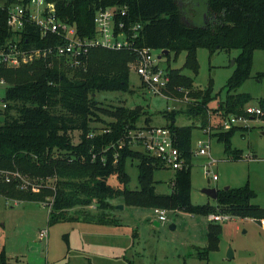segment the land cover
I'll return each instance as SVG.
<instances>
[{"label":"trees","instance_id":"1","mask_svg":"<svg viewBox=\"0 0 264 264\" xmlns=\"http://www.w3.org/2000/svg\"><path fill=\"white\" fill-rule=\"evenodd\" d=\"M61 20L73 23L81 37L94 35L93 17L98 9L117 7L126 9L120 17L131 25L139 23L141 29L137 43L159 51L168 50L166 71L169 82L165 93L177 95L175 87L188 90L197 104L187 105L184 112L198 118L205 126L209 102L217 97L212 79L203 89H195L193 78L182 75L179 68L169 65L184 52L181 69L192 74L198 72L196 50L204 48L211 56L217 51L237 49L234 66L223 88L225 96L218 101L217 111L222 115L240 114L252 97L237 90L250 77L253 52L264 50V0H205L207 21L202 25L189 22L180 0H53ZM17 0H6L0 6V43L10 37L6 26L7 7ZM22 39L23 45H44L43 41ZM162 56V57H163ZM134 55L127 50L92 48L86 59L85 70L71 68L61 60H37L17 68L0 66V79L6 88L2 101L6 104L0 124V172L10 173L9 180L0 178V196L5 200L43 201L51 197L47 223L80 219V215L66 216L76 206L96 204L97 212H83L82 219L91 224L118 225L109 217L113 209L109 201L120 199L126 206L141 208L177 209L194 215H208L217 208L223 215L250 218L264 227V208L252 204L255 192L245 183L240 187L217 189L215 207L196 205L190 201V170L192 160L191 134L193 125L177 126L175 119L181 111L164 113L165 128L174 138L175 146L185 159L186 166L173 172L171 191H155V171L166 168L158 158L131 148L128 134L138 128L144 116L142 107L119 106L113 111L103 109L112 120L103 129L91 127L99 121L96 93L131 92L128 63ZM264 78V71L256 74ZM180 95V94H178ZM264 118V98L257 100ZM144 123L147 121L143 119ZM146 124V123H145ZM148 125V124H146ZM148 127V126H145ZM144 128V127H143ZM238 127L220 132L217 141L231 160L242 159V151L232 148L230 139ZM78 131V141L71 133ZM127 160H136L137 187L128 188L130 176ZM33 180L53 177L54 187L35 193L23 189L20 177ZM114 179V183H110ZM76 214V213H75ZM221 224L209 223L206 228V246L195 248L196 257L207 260L211 251L218 249ZM0 264H10L0 251ZM67 264V263H65Z\"/></svg>","mask_w":264,"mask_h":264},{"label":"rangeland","instance_id":"2","mask_svg":"<svg viewBox=\"0 0 264 264\" xmlns=\"http://www.w3.org/2000/svg\"><path fill=\"white\" fill-rule=\"evenodd\" d=\"M4 3L6 0H0V6ZM185 3L183 13L189 22L202 25L207 21L205 0H187ZM238 52L237 49L220 50L210 56L206 49H197L198 72L195 75L187 69H181L184 52L175 61L173 53L169 55L170 67L179 68L182 75L193 78L195 89L205 88L209 79H212L213 92L217 97L208 104L210 110L205 120L207 125L209 121L218 122L217 102L224 99L223 85L233 70L234 57ZM159 53L156 49L152 51L154 56ZM159 65L164 68L167 66L165 56L161 58ZM263 71L264 50H255L250 77L237 90L239 93L251 95V101L246 104L248 106L256 107L257 100L264 98V78L256 76ZM129 87L131 92L96 93L100 109L96 112L99 121H93L91 127L99 131L103 129L104 123L112 120L103 109L113 111L119 106H140L144 111V116L138 121L140 127H163L167 122L164 113L179 109L181 113L176 116L175 124L194 126L191 134L192 151L196 149L197 140H207L208 137L204 134L206 125L200 126L198 118L183 111L187 105L197 104L189 96L188 90L181 88L180 91L175 87L177 95L171 92L167 94L165 91L163 94L154 95L140 84L133 72L129 75ZM5 88V84H0V124ZM144 118L148 125L144 123ZM237 129L231 136L230 144L232 148L242 151V159L234 161L224 154L223 144L216 139L223 131L212 132L209 138L210 157L215 160L214 163L208 165L207 156L193 154L190 170L192 204L215 207L214 200L203 189L236 188L248 183L255 192L251 203L264 208V118L261 116L249 119L247 126ZM78 135V131L71 133L74 143L78 141ZM132 147L137 149L136 146ZM136 163V160H127L130 189L137 187ZM206 169L209 171L208 175L205 174ZM9 174L0 172V178H10ZM212 175H216L215 180ZM13 176L20 177L24 190L30 188L35 193L40 189L54 187L56 182L53 177L29 180L17 173H13ZM171 179L170 169L161 168L155 171L156 192L170 193ZM109 182L115 181L110 179ZM51 202L52 198L49 196L43 201L5 200L0 196V251L4 250L10 264H88V258L93 264H264V227L250 218L229 216L227 220L216 222L208 218L212 212L208 215H194L177 209H166V221L155 225L151 208L126 206L118 198L109 201L113 209L108 210L109 217L115 219L118 225L85 222L82 213H96L97 207L94 203L83 207L76 206L67 211L66 216L80 215L78 220L69 219L49 225L47 220ZM217 212L222 214L215 208L214 213ZM209 223L221 224L218 249L209 252L207 260H200L196 257L195 245L206 246V228ZM42 229L47 232L45 239L38 237ZM93 230L102 232H92ZM99 237H109L115 242L116 245L111 247L112 254L101 255L104 253L103 249H97L95 253L86 247L87 238L93 240ZM228 249L232 251V257H227Z\"/></svg>","mask_w":264,"mask_h":264},{"label":"built area","instance_id":"3","mask_svg":"<svg viewBox=\"0 0 264 264\" xmlns=\"http://www.w3.org/2000/svg\"><path fill=\"white\" fill-rule=\"evenodd\" d=\"M6 26L10 37L0 43V66L5 68H17L22 65L31 64L37 60L47 62L50 67L53 60H61L64 65L71 68L85 70L86 59L92 48H103L108 50H127L134 55L128 63L129 72H133L142 86L149 93L163 94L169 82L166 67H161L159 61L163 54L157 56L152 54L154 49L141 46L137 43L141 25L121 20L126 15V9L118 10L117 7H106L98 9L93 17L94 35L92 37H81L77 33L75 24L63 21L59 18L56 5L53 0H17L7 7ZM43 41L44 45L26 43L22 39ZM0 84H5L0 79ZM180 91L181 88H178ZM164 96V95H163ZM6 104L2 103L4 110ZM262 109L245 105L240 114L222 115L218 111L216 117L218 122L205 126L204 134L207 140H197L196 149L191 151L194 155H205L209 158L208 165L215 162L210 157V135L216 131H228L236 127H245L249 119L261 117ZM128 142L136 146L137 150L158 158L164 166L170 170L177 171L186 166V162L178 148L175 146L174 138L169 129L163 127H141L128 134ZM209 171L206 169L205 174ZM216 179V175H212ZM9 178H6L8 181ZM155 222L166 221V209L151 208ZM208 218L212 221L221 222L229 218L228 215L210 214ZM46 230L38 233L39 239H45Z\"/></svg>","mask_w":264,"mask_h":264},{"label":"crops","instance_id":"4","mask_svg":"<svg viewBox=\"0 0 264 264\" xmlns=\"http://www.w3.org/2000/svg\"><path fill=\"white\" fill-rule=\"evenodd\" d=\"M232 72V71H231ZM218 103V102H217ZM172 171V170H171ZM172 177H173V171H172ZM172 180V179H171ZM171 182V181H170ZM156 187V186H155ZM155 191H156V188H155ZM159 193V192H158ZM160 194H164V193H160ZM194 216V215H192ZM195 223H196V220H195ZM92 232H102V231H96V230H93ZM88 239V240H87ZM85 243H86V247H88V249H90L91 251L95 252L96 253V250L97 249H103L104 250V253H102L101 255H110L112 254V246H115V242L114 241H111L109 239V237H99V238H95V239H89L87 238ZM114 244V245H113ZM84 243L82 242V247H83ZM81 247V248H82ZM195 247L197 248H203V246H198V245H195ZM88 264H93L90 260V258H88L87 260Z\"/></svg>","mask_w":264,"mask_h":264},{"label":"water","instance_id":"5","mask_svg":"<svg viewBox=\"0 0 264 264\" xmlns=\"http://www.w3.org/2000/svg\"><path fill=\"white\" fill-rule=\"evenodd\" d=\"M161 54L163 55H167L168 54V50H162ZM262 133L264 134V131H262ZM224 189H228V187H224ZM203 192L209 196L211 199L215 200L216 198V193H217V189L216 188H206L203 189ZM121 208V206H120ZM155 225H158L157 222H154ZM227 257H232V251L230 249L227 250Z\"/></svg>","mask_w":264,"mask_h":264}]
</instances>
